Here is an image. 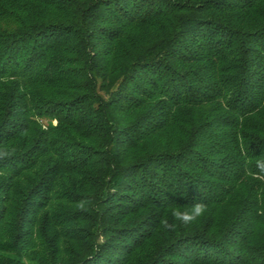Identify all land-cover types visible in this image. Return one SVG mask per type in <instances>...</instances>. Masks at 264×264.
Here are the masks:
<instances>
[{"label":"trees","instance_id":"trees-1","mask_svg":"<svg viewBox=\"0 0 264 264\" xmlns=\"http://www.w3.org/2000/svg\"><path fill=\"white\" fill-rule=\"evenodd\" d=\"M257 158L264 0H0V264H264Z\"/></svg>","mask_w":264,"mask_h":264},{"label":"clouds","instance_id":"clouds-1","mask_svg":"<svg viewBox=\"0 0 264 264\" xmlns=\"http://www.w3.org/2000/svg\"><path fill=\"white\" fill-rule=\"evenodd\" d=\"M256 168L260 173H264V158H257ZM208 211V206L203 202H196L190 208H185L175 206L170 207L166 214L160 219L159 227L166 231H175L178 227L177 224L171 223L168 219V212H170L171 217L175 221H179L185 225L194 223L198 218L203 216Z\"/></svg>","mask_w":264,"mask_h":264}]
</instances>
